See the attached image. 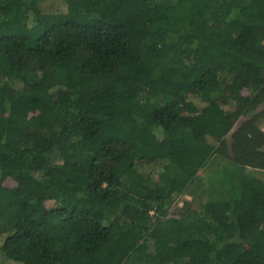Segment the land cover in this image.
Wrapping results in <instances>:
<instances>
[{
	"label": "trees",
	"instance_id": "trees-1",
	"mask_svg": "<svg viewBox=\"0 0 264 264\" xmlns=\"http://www.w3.org/2000/svg\"><path fill=\"white\" fill-rule=\"evenodd\" d=\"M62 1L0 0V264H264V0Z\"/></svg>",
	"mask_w": 264,
	"mask_h": 264
},
{
	"label": "rangeland",
	"instance_id": "rangeland-1",
	"mask_svg": "<svg viewBox=\"0 0 264 264\" xmlns=\"http://www.w3.org/2000/svg\"><path fill=\"white\" fill-rule=\"evenodd\" d=\"M43 4L47 10H60L61 5H63L64 2L62 0H44ZM262 127L264 128V124ZM200 173H201V175H203L204 171H201ZM254 174H256L257 176L261 177L264 180V171L257 170V171H254ZM5 183L7 185H10V186H13L16 184L15 181L12 179H7L5 181ZM198 193L200 195V191H198ZM183 198L184 199H191L193 197L191 194H186ZM51 204H52V201H49L48 205H51ZM175 209H177V207H175Z\"/></svg>",
	"mask_w": 264,
	"mask_h": 264
}]
</instances>
